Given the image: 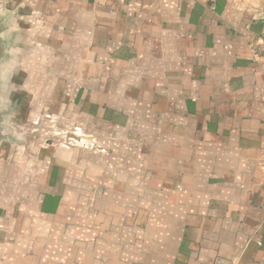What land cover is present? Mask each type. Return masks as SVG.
<instances>
[{"label":"crops","instance_id":"1","mask_svg":"<svg viewBox=\"0 0 264 264\" xmlns=\"http://www.w3.org/2000/svg\"><path fill=\"white\" fill-rule=\"evenodd\" d=\"M264 0H0V264H264Z\"/></svg>","mask_w":264,"mask_h":264},{"label":"built area","instance_id":"2","mask_svg":"<svg viewBox=\"0 0 264 264\" xmlns=\"http://www.w3.org/2000/svg\"><path fill=\"white\" fill-rule=\"evenodd\" d=\"M263 165H264V159H263Z\"/></svg>","mask_w":264,"mask_h":264}]
</instances>
